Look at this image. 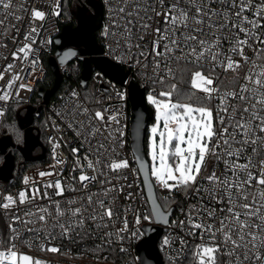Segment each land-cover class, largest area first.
I'll return each mask as SVG.
<instances>
[{
	"label": "snow or ice",
	"instance_id": "6c2138e0",
	"mask_svg": "<svg viewBox=\"0 0 264 264\" xmlns=\"http://www.w3.org/2000/svg\"><path fill=\"white\" fill-rule=\"evenodd\" d=\"M104 3L109 21L101 31L107 41L106 55L115 65L135 69L134 75L144 81L142 100L154 110L147 135L151 163L144 179L151 208L147 213L133 208L135 193L128 191L133 184L119 183L128 180L125 170L136 171L120 155L128 144L123 109L136 94L130 79L116 86L118 69L112 65L109 87H103L107 73H96L102 85L99 96L81 97L73 90L71 107L56 113L62 121L68 117L64 128L78 141L71 148V183L64 178L68 161L57 152L61 144L50 136L52 170L38 171L39 179L25 176V188L17 194L0 193V209L12 212L10 236L0 237V264H46L25 253L21 245L61 253L60 247L49 246L51 242H71L74 234L81 233L92 237L93 226L102 233L93 249L98 264L108 259L105 245L120 244L119 251L127 252L123 241L146 235L143 222L168 224L155 189L198 197L197 203L181 209L185 219L172 222L171 226L185 232L178 238L179 247L172 249L177 257L189 247L186 237L199 235L200 242L192 249L193 264H217L220 254L229 258L227 264H264V159L259 158L264 153V0ZM61 15L62 0H0L4 17L0 50H5L0 51V81L4 82L0 102L19 104L24 100L21 92L33 90L29 78L40 64L36 37L49 16ZM12 19L16 23L6 22ZM25 22L27 29L22 30L18 25ZM13 31L15 35L9 37ZM39 43L43 46L52 40ZM70 58L82 56L69 48L59 59L64 63ZM228 73L232 85L224 88L221 75ZM4 115L0 109V117ZM53 127L62 131L60 124L53 122ZM6 131L17 143L23 142L15 124ZM210 159L215 165L209 171ZM144 169L141 161L139 170ZM94 183L100 187L91 192ZM69 191L79 195L65 198ZM121 195L130 203L118 209ZM170 198L163 197L165 206ZM173 243L175 239L166 236L162 245L167 248Z\"/></svg>",
	"mask_w": 264,
	"mask_h": 264
},
{
	"label": "built area",
	"instance_id": "2783aa9c",
	"mask_svg": "<svg viewBox=\"0 0 264 264\" xmlns=\"http://www.w3.org/2000/svg\"><path fill=\"white\" fill-rule=\"evenodd\" d=\"M16 3H19L20 0H15ZM101 6V26L100 29L102 31L105 24H107L108 18H107V6L104 3V0H98ZM37 7H44L45 10L50 11V9L46 8L45 5L37 4ZM20 14V13H17ZM3 16H0V19H3ZM8 23H16L14 19L11 21H6ZM38 24L40 22H37ZM22 28V30L27 29V22L18 25ZM58 31V19L57 17L49 16L46 21L43 22V25L40 29L39 35L36 37L37 39V47L39 49V59L40 64L37 68V71L33 77L29 78V83L31 84L32 89L34 90L36 84L41 81L45 75V68H44V59L50 52V44H46L41 46L39 41L44 39H53L55 34ZM9 37L12 35H15V32H10ZM107 41L101 36V48H102V56L110 60L115 64V61H112L110 57L106 55L107 53V47H106ZM5 51V50H0ZM251 54V53H249ZM3 61H0V64H2ZM123 71H126L128 73L127 79H130L132 83L136 84L139 88L144 90V95H146L144 81L138 77L135 76V69H129L126 65H118ZM100 72L96 69L92 70L91 75L86 83L85 87H81L79 85H72L71 87L65 89L61 93L58 94V96L53 99L50 102L42 103L41 104V111L43 115L44 120V134L47 138L48 143V150L47 154L43 156L42 163L31 166L27 168L21 177V180L16 185L8 184L4 186V188H0V193L4 194H17L20 190L25 188V185L23 184V178L25 176H30L36 179H39L37 177L38 171H50V165L54 163L52 158V145L49 143V137H53L54 139H57L61 147L57 149V152L60 153V158L66 159L68 163L64 166V178L68 183H71L70 176L72 173L70 172L72 162H73V156L71 153L72 147L78 146V141L74 142V134L71 132V130H68L64 128V123H66L68 117H64L63 121L60 117L56 115L57 112H64L67 108L71 107V99H70V93L75 90L81 94V97L89 96L93 93H96L97 96L100 95L99 89L101 88V81L95 79L96 73ZM221 73L220 69H217V74L219 75ZM231 73L223 74L221 75V80L223 81L222 87L224 88H230L232 85V79H231ZM109 80H111L109 77L104 76L103 77V87H109ZM4 82L0 81V87H3ZM116 86L120 87V84L116 82ZM21 92V96L24 97V100L20 103L27 102L31 94L33 92ZM109 91L111 89L109 88ZM17 104L15 100L10 101L7 104H4L3 102H0V109H3L4 112H6L7 108L11 105ZM147 104V103H146ZM148 105V104H147ZM150 107V105H148ZM124 118L123 122L127 125V140L128 144L126 146L125 150H121V157H125L128 159L130 167L132 169H135V173L129 172L128 170H125V173L128 175V180L124 181L121 180L119 183L121 184H127L132 183L133 188L128 189V191H133L135 193V199L131 201V206L133 208L139 207V209L147 213L150 210V207L148 205V201L146 198L144 185L141 179V176L138 172V169L134 163L133 156L130 152L129 148V124H130V118H131V112H130V102L128 101L124 106ZM3 117H0V124L2 122ZM53 122L60 124L62 131L57 132L53 127ZM60 137H63V140L60 139ZM67 141V143H65ZM250 151V150H249ZM81 155H83V150H81ZM260 159H264V153L261 154L259 157ZM243 162V161H241ZM215 165L214 160L209 161V171L211 170V167ZM219 168L222 169L223 165H219ZM78 172L75 173V175L78 176ZM204 175H207L208 173H203ZM47 179V178H46ZM103 179V177H101ZM114 183L116 181H113ZM152 182V180H151ZM206 183V182H205ZM100 185L93 184L89 187V191L96 192L99 189ZM142 193V196H141ZM156 197L159 196L161 199L165 195H170L171 198L169 200L175 201V207L173 208L172 214L169 218L168 224L164 226V232L160 235V237L157 240V249L161 256L162 263L163 264H175V263H181L184 261L192 260V249L194 248L195 244L200 242V237L197 235L196 237H186L188 242V249H185L184 253L177 257V253L173 251V248L179 247L178 238L180 236H185V232L180 231L178 228H175L172 225L173 221H179L182 219H185V216L183 215L181 209H187L189 204H195L197 203L198 197L195 194H190V196H186L183 192L174 191L173 193L169 194L166 191H162L160 189H155ZM79 193H73V192H67L65 194V198L77 196ZM60 199V198H57ZM46 203V201L44 202ZM130 203L129 200L124 199L123 195H121L120 201L117 203L118 209H123L125 205H128ZM215 207L219 208L221 205H215ZM24 210V207H21V212ZM169 210V209H168ZM167 210V211H168ZM164 211V210H163ZM166 212V211H165ZM222 213L218 212V215H221ZM12 212H5L4 210L0 209V237H3L4 239H7L10 236V231L8 228V225L11 223V217ZM129 219H131V214H129ZM154 223H148L143 222L141 225L142 229L145 225H153ZM89 225H91V222H89ZM108 229H105L104 231H107ZM93 236L87 237L84 236V233H81L80 236H75L73 240L70 242L68 240H61L57 239L49 246H56L61 248V253H48V252H41L39 251L35 246L32 249H29L27 247H24L21 245L22 250L25 253H28L34 257L40 258L46 262V264H98L96 259L93 256V249L95 248V245L97 243H100L99 236L102 234L101 232H97L92 227ZM43 235V234H41ZM169 237L170 239H175V243H173L170 247H163L162 242L164 237ZM142 236L140 239H133L128 240L126 239L123 241L122 246L127 248V252H120L119 247L120 244H114L112 247H109L105 245V251L104 254L107 255L108 259L99 261V264H139V258L136 253V245L138 242L143 238ZM26 239H30V234H26ZM228 257L225 255H218L217 256V263L218 264H227Z\"/></svg>",
	"mask_w": 264,
	"mask_h": 264
},
{
	"label": "water",
	"instance_id": "95a60500",
	"mask_svg": "<svg viewBox=\"0 0 264 264\" xmlns=\"http://www.w3.org/2000/svg\"><path fill=\"white\" fill-rule=\"evenodd\" d=\"M74 18L76 25L74 27L66 26L62 29L61 34L55 38L57 45L56 55L57 58H50L49 64L56 74L54 86L47 92L39 90L38 95L44 98V103L56 92L60 84L59 70L66 66L69 62L74 60L82 61L85 67L81 76V86L85 87L86 83L90 77V71L96 69L98 71H105L107 74L105 76L110 79L113 78V72L110 66L115 65L113 62L102 56V48L95 42L92 33L96 32L101 26V6L99 2H89L88 6L82 5L76 9L74 12ZM58 39V41H57ZM69 48H73L78 51V54L82 58H70L64 63L60 62V56L64 51ZM118 69L116 73V80L119 84L120 80L127 79L128 73L123 71L118 65H115ZM135 88V98L130 99V124H129V148L133 156L134 163L138 169L141 176L143 185L145 179V173L149 171V161L144 153V137L149 121L153 118L152 111L145 101L142 100L144 96V90L139 88L136 84L132 83ZM26 118L22 121L24 127L28 126L29 120ZM139 119V127L137 126ZM37 145L36 140L30 134V131L26 132V143L22 152L25 159L28 161H41L43 155L37 158H31L30 152ZM1 149V153L5 154V148ZM139 156L138 161L136 157ZM145 164L144 171L139 170L140 162ZM13 170V159L10 154H5V161L2 169L0 170V179L3 182H8L11 177V172ZM149 182H151L150 175L148 176ZM146 198L148 205L151 208V200H149V193L144 186ZM154 197L156 198L155 190ZM157 200V198H156ZM157 203L159 204L158 200ZM160 205V204H159ZM173 208L166 211V215L169 218L172 214ZM170 213V214H169ZM167 224L161 222H156L153 225H145L143 227L146 230V235L138 242L136 245V253L139 258V264H163L161 256L157 249V240L160 235L164 232V226Z\"/></svg>",
	"mask_w": 264,
	"mask_h": 264
},
{
	"label": "trees",
	"instance_id": "16d2710c",
	"mask_svg": "<svg viewBox=\"0 0 264 264\" xmlns=\"http://www.w3.org/2000/svg\"><path fill=\"white\" fill-rule=\"evenodd\" d=\"M89 2H98V0H62V15L57 17L58 19V31L52 39V43L50 44V52L44 59V68L45 75L41 81H39L32 94L30 99L25 103H19L11 105L7 108L5 115L3 116L2 122L0 124V137H4L5 142L0 145V170L3 167L5 161V154H10L13 159V170L11 172V177L8 179V182H3L0 179V188H4V186L11 184L16 185L20 182L23 172L31 167L42 163L43 161H28L25 159V156L22 152V149L25 147L26 143V132L30 131V134L36 140V147L33 148L30 152L31 158H37L41 155H46L48 150L47 138L44 134V120L42 111L40 109L41 104L44 103V98L38 95L39 90L43 92L49 91L54 86V81L56 74L51 68L49 64V59L54 57L57 58L56 55L57 45L56 40L64 27L70 26L74 27L76 25V21L74 18V12L76 9L82 5L88 6ZM92 36L95 42L101 46V29L92 33ZM58 41V39H57ZM62 69V70H61ZM59 70L60 84L56 92L47 100V102L55 99L59 93L64 91L65 89L71 87L76 84L81 86V76L85 69L82 61L74 60L69 62L66 66ZM90 71V75H91ZM82 87V86H81ZM146 91V90H145ZM159 91V88H157ZM150 110L153 112V108L150 106ZM28 116L29 124L24 127L22 121ZM154 118V117H153ZM151 119L148 123L150 125L154 119ZM15 124L17 128L23 133V142L17 143L14 136L10 135L6 129L8 126ZM148 129V126H147ZM147 129L144 137V153L147 156ZM4 146L5 154L1 153V149ZM159 204L162 206V210L167 211L168 209L175 207V201L169 200L167 205L165 206V201L161 199L159 196L156 197ZM175 264H193V261L188 260L181 263ZM218 264V263H217Z\"/></svg>",
	"mask_w": 264,
	"mask_h": 264
},
{
	"label": "rangeland",
	"instance_id": "374dc122",
	"mask_svg": "<svg viewBox=\"0 0 264 264\" xmlns=\"http://www.w3.org/2000/svg\"><path fill=\"white\" fill-rule=\"evenodd\" d=\"M61 70H62V69H61ZM152 115H153V117H154V110H153V112H152ZM153 119H154V118H153ZM153 123H154V120H153V122H152L150 125H148V129L152 126ZM148 129H147V133H148ZM3 142H5L4 137H0V145H1ZM148 161H149V165H150L151 161H150L149 159H148ZM150 179L152 180L151 176H150Z\"/></svg>",
	"mask_w": 264,
	"mask_h": 264
},
{
	"label": "flooded vegetation",
	"instance_id": "af4514ba",
	"mask_svg": "<svg viewBox=\"0 0 264 264\" xmlns=\"http://www.w3.org/2000/svg\"><path fill=\"white\" fill-rule=\"evenodd\" d=\"M99 29H100V28H99ZM99 29H98V30H99Z\"/></svg>",
	"mask_w": 264,
	"mask_h": 264
}]
</instances>
